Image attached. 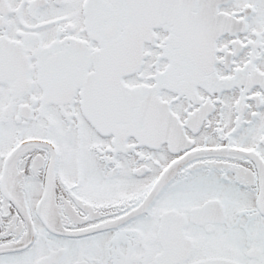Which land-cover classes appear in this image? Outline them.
I'll list each match as a JSON object with an SVG mask.
<instances>
[{"label": "snow or ice", "instance_id": "snow-or-ice-1", "mask_svg": "<svg viewBox=\"0 0 264 264\" xmlns=\"http://www.w3.org/2000/svg\"><path fill=\"white\" fill-rule=\"evenodd\" d=\"M0 264H264V0H0Z\"/></svg>", "mask_w": 264, "mask_h": 264}]
</instances>
